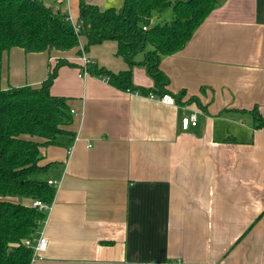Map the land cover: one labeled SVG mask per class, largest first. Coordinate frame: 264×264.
<instances>
[{
	"label": "crops",
	"instance_id": "crops-1",
	"mask_svg": "<svg viewBox=\"0 0 264 264\" xmlns=\"http://www.w3.org/2000/svg\"><path fill=\"white\" fill-rule=\"evenodd\" d=\"M64 3L76 22L80 0ZM86 42L3 57V89L40 87L59 59L79 66H61L51 87L76 111V137L42 150L58 163L46 180L60 186L40 229L48 247L31 264H264V130L251 112L264 120V0H225L162 57L168 89L182 98L174 105L84 75ZM117 51L106 41L86 57L118 73L128 64ZM133 83L154 86L139 66ZM192 114L197 125L185 129Z\"/></svg>",
	"mask_w": 264,
	"mask_h": 264
},
{
	"label": "trees",
	"instance_id": "trees-1",
	"mask_svg": "<svg viewBox=\"0 0 264 264\" xmlns=\"http://www.w3.org/2000/svg\"><path fill=\"white\" fill-rule=\"evenodd\" d=\"M225 0H123L120 8L102 10L87 0H80L78 31L61 9L45 0H0V198L20 196L53 204L57 188L37 176L48 174L57 162H45L42 152L50 146L71 145L76 137L68 129L73 121L68 101L51 93L61 66L78 65L59 59L40 87L1 86L4 54L14 47L27 53L50 50L69 51L87 42V53L106 41L118 43L117 55L128 69L115 73L95 63L87 64L91 75L105 78L119 90L139 92L143 96L171 94L170 80L161 69L163 56L182 50L196 29ZM61 5V4H59ZM172 9L171 20L155 24ZM79 54L82 55L81 51ZM142 55L141 59L138 56ZM147 70L152 88L133 83V69ZM79 67V66H78ZM80 68H83L80 66ZM185 92L182 91V95ZM182 98L176 96V101ZM252 112L256 128L264 130V120L257 108ZM30 202V204H31ZM30 204L0 200V264H31L33 251L25 241L42 228L47 214Z\"/></svg>",
	"mask_w": 264,
	"mask_h": 264
},
{
	"label": "built area",
	"instance_id": "built-area-1",
	"mask_svg": "<svg viewBox=\"0 0 264 264\" xmlns=\"http://www.w3.org/2000/svg\"><path fill=\"white\" fill-rule=\"evenodd\" d=\"M58 4H63L65 1L67 0H52ZM68 20L72 23V25L74 26L75 30L78 31V26H77V21L75 22V20L68 16ZM82 69H83V74L87 75L88 71H87V64L89 63L88 58L86 57V52L83 50L82 51ZM136 95H141L139 92H132ZM145 97H148L150 99H156L158 101H161L162 103L165 104H169V105H174L176 104V100L175 98L171 95V94H164L162 96H157L154 94H150L147 95ZM72 115L76 114V111L71 110ZM197 115L196 114H192L189 117H186L183 119V126L185 129H188L189 126L195 127L197 125ZM49 184L54 185L56 188H58L60 186V182L58 181H49ZM30 206L34 209H38L41 212H44L46 214H48L52 208V205L44 203L41 200H34L31 202ZM25 245L26 247H28L29 249H31L33 251V256H32V261L31 263L37 261L40 258L41 252L45 251L48 247V238L45 235L44 232H37L33 235H31V237H28L25 241Z\"/></svg>",
	"mask_w": 264,
	"mask_h": 264
},
{
	"label": "rangeland",
	"instance_id": "rangeland-1",
	"mask_svg": "<svg viewBox=\"0 0 264 264\" xmlns=\"http://www.w3.org/2000/svg\"><path fill=\"white\" fill-rule=\"evenodd\" d=\"M45 2L48 4V5H52L54 8H59V9H63L65 10L66 9V3H64L63 5H59L58 3L52 1V0H45ZM123 4V1L121 0L120 3H117V0H110L109 2V5L107 7H110V6H114L116 8H120ZM106 8V7H104ZM173 16V12H172V9H168L162 17H159V18H155L154 19V23L155 24H163L164 22L166 21H169L171 20ZM141 57V55L139 56ZM37 179H40V180H46L47 179V174H42L40 176H37L36 177ZM0 200H6V201H11V202H17V203H22V204H28L29 201L27 198H23V197H20V196H8V197H1ZM39 230L35 231V233L39 232Z\"/></svg>",
	"mask_w": 264,
	"mask_h": 264
}]
</instances>
